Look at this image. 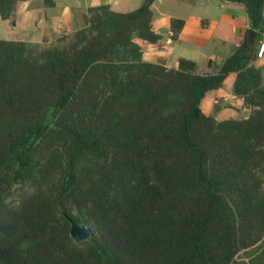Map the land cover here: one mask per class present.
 <instances>
[{"label": "trees", "instance_id": "obj_1", "mask_svg": "<svg viewBox=\"0 0 264 264\" xmlns=\"http://www.w3.org/2000/svg\"><path fill=\"white\" fill-rule=\"evenodd\" d=\"M25 1L0 0V18ZM155 1L0 40V264H264V0H219L245 7L256 39L208 72L143 60L137 41L162 39ZM231 74L251 113L218 121L200 104Z\"/></svg>", "mask_w": 264, "mask_h": 264}, {"label": "crops", "instance_id": "obj_2", "mask_svg": "<svg viewBox=\"0 0 264 264\" xmlns=\"http://www.w3.org/2000/svg\"><path fill=\"white\" fill-rule=\"evenodd\" d=\"M43 1L20 2L12 19L4 21L0 18V40L40 43L44 38L70 34L84 27L87 10L90 7L109 5L111 10L125 13L131 11L127 8L132 2V0H54L55 7L45 8ZM138 1L141 2L140 5L143 3V0ZM175 8L181 9L182 12L180 11L179 15L172 13ZM152 10L153 31L162 39L157 44L143 40L137 42L141 47L144 61L161 63L167 68H177L179 60L186 59L196 63L199 72L214 71L233 54L245 38L251 42H255L256 39L246 9L241 4L219 0H156ZM173 19L184 22L176 39L172 38ZM256 45L258 50L259 42ZM210 64L213 69L209 68ZM254 65L263 70L264 81V57L256 59ZM235 80L236 75L231 74L223 88L206 94L200 104L205 115H212L217 104L221 106L215 115L218 121L249 117L250 107L233 93Z\"/></svg>", "mask_w": 264, "mask_h": 264}, {"label": "water", "instance_id": "obj_3", "mask_svg": "<svg viewBox=\"0 0 264 264\" xmlns=\"http://www.w3.org/2000/svg\"><path fill=\"white\" fill-rule=\"evenodd\" d=\"M70 235L74 241L80 242L86 240L90 236V231L86 226L79 225L71 220Z\"/></svg>", "mask_w": 264, "mask_h": 264}, {"label": "rangeland", "instance_id": "obj_4", "mask_svg": "<svg viewBox=\"0 0 264 264\" xmlns=\"http://www.w3.org/2000/svg\"><path fill=\"white\" fill-rule=\"evenodd\" d=\"M139 2L138 0H132V2L128 5V8L127 9H130L131 11L136 9L137 7H139ZM182 10L179 9V8H175L172 10V13L176 14V15H179ZM19 196H18V193L16 192V194L14 196H12L9 201H11L12 203H15L16 204V201L18 200Z\"/></svg>", "mask_w": 264, "mask_h": 264}, {"label": "built area", "instance_id": "obj_5", "mask_svg": "<svg viewBox=\"0 0 264 264\" xmlns=\"http://www.w3.org/2000/svg\"><path fill=\"white\" fill-rule=\"evenodd\" d=\"M264 57V34L263 38L259 41V46L257 50V59H262Z\"/></svg>", "mask_w": 264, "mask_h": 264}]
</instances>
